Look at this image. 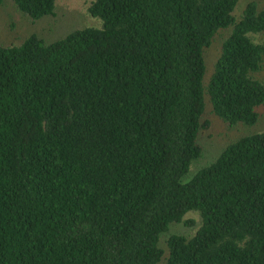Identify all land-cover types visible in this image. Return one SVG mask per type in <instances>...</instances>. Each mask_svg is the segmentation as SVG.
Here are the masks:
<instances>
[{
    "label": "trees",
    "instance_id": "obj_1",
    "mask_svg": "<svg viewBox=\"0 0 264 264\" xmlns=\"http://www.w3.org/2000/svg\"><path fill=\"white\" fill-rule=\"evenodd\" d=\"M240 2L88 0L96 25L0 44V264H264V130L192 168L207 106L264 103V4Z\"/></svg>",
    "mask_w": 264,
    "mask_h": 264
},
{
    "label": "rangeland",
    "instance_id": "obj_2",
    "mask_svg": "<svg viewBox=\"0 0 264 264\" xmlns=\"http://www.w3.org/2000/svg\"><path fill=\"white\" fill-rule=\"evenodd\" d=\"M88 0H57L53 15L43 17L36 21H30L24 14L20 13L10 0L5 1L0 6V44L20 42L28 35L35 33L46 39H55L63 36L68 31L83 26H93L99 21L97 18L89 16L86 5ZM250 0H241L235 14L239 15L245 4ZM260 6L264 0H255ZM226 32L220 31L206 51L207 76L211 74L213 63L219 53L220 43ZM259 41L264 40V33L256 35ZM264 82V61L261 69L256 74ZM258 120L255 124L246 125L237 123L230 125L212 113L209 106L203 115V121H208V126L201 130L199 144L202 148V156L194 161L192 168L205 165L228 143H231L241 136L264 130V103L259 106ZM191 172V171H190ZM186 219H193L196 225L187 226L182 223L175 224L171 232L190 234L194 227L199 224V216L195 212H188Z\"/></svg>",
    "mask_w": 264,
    "mask_h": 264
}]
</instances>
